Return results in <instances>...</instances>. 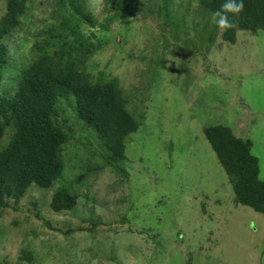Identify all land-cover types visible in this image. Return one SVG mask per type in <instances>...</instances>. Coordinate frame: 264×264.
<instances>
[{"label":"rangeland","instance_id":"rangeland-1","mask_svg":"<svg viewBox=\"0 0 264 264\" xmlns=\"http://www.w3.org/2000/svg\"><path fill=\"white\" fill-rule=\"evenodd\" d=\"M88 1L97 25L83 24L82 31L101 47L87 72L118 80L140 124L128 141L125 182L119 186L118 177L106 169L84 183L88 199L81 198L68 214L52 213L55 191L76 181L82 167L72 171L74 166L82 165L88 148H97L96 135L76 121L70 106L66 116L76 136L66 149L64 174L48 190L29 189L27 198L38 203L42 221L24 209L0 217V261L264 264V215L233 201L232 187L203 133L205 127L222 125L250 140L264 181V32L239 33L235 45H226L199 0H125L128 6L116 13L108 12L103 0ZM165 1L171 27L153 13L161 7L164 16ZM49 2L36 0L10 40L18 61L31 59L34 32L49 19ZM4 14L5 0H0V19ZM183 17L174 35L170 28ZM9 70L18 74L20 69ZM97 218L104 224L97 234L79 232ZM22 248L33 256L21 261Z\"/></svg>","mask_w":264,"mask_h":264},{"label":"trees","instance_id":"trees-1","mask_svg":"<svg viewBox=\"0 0 264 264\" xmlns=\"http://www.w3.org/2000/svg\"><path fill=\"white\" fill-rule=\"evenodd\" d=\"M49 1V19L38 23L27 63L18 61L17 51L12 54L9 43L22 30V20L34 11L36 0H5V14L0 19V143L10 134L7 145L0 149V217L7 211L24 209L29 216L42 221L38 203L27 198V194L31 186L50 189L64 174L66 149L76 136L74 125L66 116L70 106H74L76 121L87 125L96 135L97 148L85 151L82 165L76 166L74 157L72 171L82 167L81 174L73 184L60 187L53 194L49 208L55 214H68L81 198L88 199L89 195L82 191L86 188L84 183L95 181L106 169L118 177L119 186L123 185L122 165L127 161L128 141L140 128L128 110L129 103L119 81H107L103 75L95 78L87 72L88 62L101 47L82 31L83 24L97 25L90 13V2ZM103 2L110 13L128 6L125 0ZM223 3L225 0L198 1L211 20L212 13ZM163 6L164 16L161 7L153 13H158L164 25L171 27L170 6L166 1ZM147 11L153 10L144 12ZM232 19L235 27L226 30L211 21L214 34L226 45H235L239 33L255 36L264 32V0H244L243 10ZM184 20L183 17L179 21L182 23L170 28L174 35L179 33ZM10 67L20 69L18 74L12 73ZM203 133L232 187L233 201L264 215V181L260 179L259 161L252 155L253 143L222 125L205 127ZM88 222L79 232L95 235L104 226L100 218ZM32 253L22 248L19 259L27 260Z\"/></svg>","mask_w":264,"mask_h":264},{"label":"clouds","instance_id":"clouds-1","mask_svg":"<svg viewBox=\"0 0 264 264\" xmlns=\"http://www.w3.org/2000/svg\"><path fill=\"white\" fill-rule=\"evenodd\" d=\"M244 8V0H225L221 8L212 13V22L221 30L235 27L232 16L240 13ZM232 14V16L229 15Z\"/></svg>","mask_w":264,"mask_h":264}]
</instances>
